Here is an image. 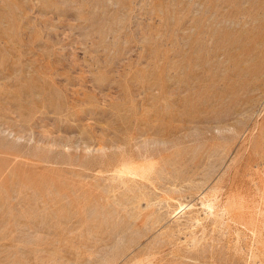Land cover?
<instances>
[{
  "label": "rangeland",
  "instance_id": "374dc122",
  "mask_svg": "<svg viewBox=\"0 0 264 264\" xmlns=\"http://www.w3.org/2000/svg\"><path fill=\"white\" fill-rule=\"evenodd\" d=\"M0 264H264V0H0Z\"/></svg>",
  "mask_w": 264,
  "mask_h": 264
}]
</instances>
